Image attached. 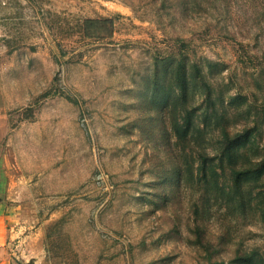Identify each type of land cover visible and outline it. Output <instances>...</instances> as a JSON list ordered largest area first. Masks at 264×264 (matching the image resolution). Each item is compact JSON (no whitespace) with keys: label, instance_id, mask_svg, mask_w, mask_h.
Wrapping results in <instances>:
<instances>
[{"label":"rangeland","instance_id":"1","mask_svg":"<svg viewBox=\"0 0 264 264\" xmlns=\"http://www.w3.org/2000/svg\"><path fill=\"white\" fill-rule=\"evenodd\" d=\"M0 202L22 264H264V0H0Z\"/></svg>","mask_w":264,"mask_h":264},{"label":"crops","instance_id":"2","mask_svg":"<svg viewBox=\"0 0 264 264\" xmlns=\"http://www.w3.org/2000/svg\"><path fill=\"white\" fill-rule=\"evenodd\" d=\"M6 204L0 202V264H22L10 251V232L5 215Z\"/></svg>","mask_w":264,"mask_h":264},{"label":"trees","instance_id":"3","mask_svg":"<svg viewBox=\"0 0 264 264\" xmlns=\"http://www.w3.org/2000/svg\"><path fill=\"white\" fill-rule=\"evenodd\" d=\"M105 21L106 20H104V21H99V20H86V21H84V32H85V35H88L87 31L89 30L90 27L102 24ZM179 77H180V84H181L182 83L181 73L179 74ZM181 86H182V84H181Z\"/></svg>","mask_w":264,"mask_h":264}]
</instances>
